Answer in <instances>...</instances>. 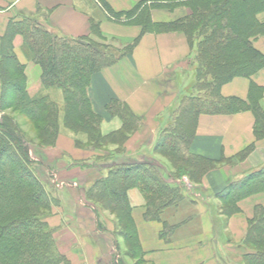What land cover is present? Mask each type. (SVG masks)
Returning <instances> with one entry per match:
<instances>
[{"label":"trees","instance_id":"trees-1","mask_svg":"<svg viewBox=\"0 0 264 264\" xmlns=\"http://www.w3.org/2000/svg\"><path fill=\"white\" fill-rule=\"evenodd\" d=\"M179 2L186 6L189 15L169 23L155 24L151 20L150 8H139L124 14H113V18H136L142 27L141 36L148 32H180L188 39L191 60L194 63V82L183 92L171 113L169 125L162 131L155 153L168 162L173 172L168 174L165 167L154 165L156 159L131 161L122 159L112 162L108 177L98 180L87 192L88 200L101 205L105 211L117 213V220L127 222V233L123 238L134 248L133 256L138 261L139 241L133 220V210L128 199L131 189H138L146 200L145 219L164 224L163 235H172L180 225L170 226L163 222L162 215L171 209L179 210L183 201V187L176 181L187 177L199 184L214 163L191 153L196 125L203 114H233L249 109L236 99H225L221 88L234 78H251L264 68V55L253 44L255 38L264 35V24L258 16L264 13V0H158L154 2ZM16 36L24 39L23 50L30 61L42 69L44 90H58L63 95V109L67 121H76L84 130L73 132L77 146L85 144L78 138L79 133L87 137L97 150L106 151L109 159L124 150L128 141L122 134L134 133L141 125V119L118 100H112L106 107L107 115L121 121L117 133L102 132L104 117L93 110L89 88L95 75L130 56L139 39L125 44L118 50L113 42L107 44L99 25L93 22L92 36L84 40L61 38L46 29L37 19L25 17L9 25L2 39L3 59L0 60V82L4 93L12 88L13 100L7 104L5 97L0 101V264H73L60 251L55 230L48 224L56 198L52 196L49 183H44L32 166H44L31 156L32 143L21 133L16 118L7 116L6 110L17 108L33 123L45 124L38 138L39 147H55L59 138L57 104L47 95L30 98L26 91L25 66L21 64L11 43ZM101 41V40H100ZM117 49V50H116ZM116 52V53H115ZM9 59L7 62L5 59ZM19 77L14 80V75ZM9 103V102H8ZM258 105H252L257 119L256 132L264 126V114ZM2 113V115H1ZM56 133L51 134L49 125ZM82 129V128H81ZM108 145L115 147L108 149ZM99 158L91 160L97 161ZM121 159V158H120ZM92 161V162H93ZM85 163L90 168L94 162ZM84 164V163H83ZM54 170L49 168L48 173ZM256 183L236 190L235 199L264 193V171ZM55 181V180H54ZM235 200V201H236ZM107 207V208H106ZM228 206L225 207L227 214ZM174 212V211H171ZM121 215V216H120ZM116 231L120 225L115 224ZM115 231V233H116ZM116 236L118 237L117 233ZM248 243L258 249L250 264H264V211L259 209ZM250 260V257L247 259ZM142 262V261H141Z\"/></svg>","mask_w":264,"mask_h":264},{"label":"crops","instance_id":"crops-1","mask_svg":"<svg viewBox=\"0 0 264 264\" xmlns=\"http://www.w3.org/2000/svg\"><path fill=\"white\" fill-rule=\"evenodd\" d=\"M157 3L167 6L169 2L0 0V60L2 39L9 25L25 17L37 19L54 35L71 40L91 37L93 22L99 25L102 35L107 39L130 43L140 38L130 56L93 77L89 98L93 110L104 117L102 131L105 134L121 128V121L110 118L106 112L112 100L125 103L141 119L140 127L128 139L124 150L116 153L119 158L131 161L156 159L154 165L165 167V171L170 174L172 168L155 153V147L162 131L169 125L171 113L181 93L187 90L184 88L181 92L180 87H177L173 91V79H176L177 72L194 70V66L191 67V45L180 32H148L141 36L142 27L134 22L135 17L122 16L115 19L112 16L127 14L141 5L137 13L150 7L151 20L155 24L173 22L190 13L183 6L180 9L182 16L173 19L169 16L173 13L171 7L151 8ZM161 13H165L164 18L159 17ZM259 20L264 23V14L259 16ZM253 44L264 55V36L256 38ZM23 46L24 39L21 36H16L11 43L12 52L25 66L29 97L48 95L50 91L44 90L42 86L41 67L27 58ZM220 92L223 98L239 100L250 108L233 114H203L199 117L190 150L194 156L205 158L213 162L214 166L199 184L191 182L187 177L169 180L171 184L178 183L183 187L184 198L179 210L166 211L162 220L170 226L180 225V228L172 235H163L162 222H149L145 219L147 208L142 193L138 189L128 192L139 241V259L142 262L138 261L141 264H246L252 262L253 255L263 250V247L256 249L253 244H249L248 238H251L257 210L264 211V193L247 195L238 201L233 193L254 185L257 176L264 171V126H260L263 134L258 136L257 119L252 110L253 104L258 105L255 107H259L264 114V68L251 78H234L223 85ZM113 148L111 153H115L116 148ZM53 151L67 164L61 170H54L56 180L60 174L63 182L61 186L67 185L76 192L83 191L88 183L87 178L84 173L73 176L71 164L74 160H80L81 153L86 154L89 150L79 149L73 141L59 136ZM102 155L91 153L89 160ZM70 157L74 160H70ZM91 170L93 174L98 173L95 168ZM226 206L229 207L228 212H234L227 214ZM87 207L91 209L89 205ZM77 220L84 226H95L90 216H80ZM49 224L52 229H57L61 227L62 221L49 220ZM114 229L104 235L111 237H106L109 240L108 248H112L113 254L120 255L122 247L118 237L113 234ZM77 248L87 259L81 264H99L93 257L88 260L87 255L93 254L88 248L79 245ZM249 257L250 260H247ZM120 259L123 258L120 256ZM123 263L129 264L125 261ZM104 264L113 263L108 261Z\"/></svg>","mask_w":264,"mask_h":264},{"label":"rangeland","instance_id":"rangeland-1","mask_svg":"<svg viewBox=\"0 0 264 264\" xmlns=\"http://www.w3.org/2000/svg\"><path fill=\"white\" fill-rule=\"evenodd\" d=\"M158 1V0H153ZM168 9H172V15H169L170 17L178 18L182 16L181 8L184 6L182 3L179 2H169L168 3ZM165 4L157 3L151 6V8L157 7L158 9H165L167 7ZM186 7V6H184ZM150 8V7H149ZM187 8V7H186ZM188 9V8H187ZM175 10H178L177 12H174ZM180 10V11H179ZM264 13H261L259 16H261ZM167 15V16H168ZM258 16V20H259ZM159 17L164 18L165 13L159 14ZM261 22V21H260ZM263 23V22H262ZM264 24V23H263ZM264 35L258 36L263 37ZM256 39V38H255ZM254 39V40H255ZM14 40V39H13ZM12 40V42H13ZM101 40V41H100ZM115 39L110 40H103L99 39L98 42L105 41L107 44H110ZM128 42L124 41H118L113 42V44L118 46V50L121 49L125 44ZM255 47V46H254ZM117 50V49H116ZM2 51V50H1ZM116 53V52H115ZM1 59H3V51L1 55ZM7 62H9V59H5ZM19 61V60H18ZM194 66V63H191V67ZM14 80L17 81L19 79L18 76L14 73ZM174 78V75H173ZM173 91L177 89V87H180L181 92L183 89H188L190 85L194 82V74L192 72H186V71H180L177 72L176 79H173ZM189 90V89H188ZM50 91L47 95L49 100L54 101L57 104L58 109V116H57V125H58V134L59 136L64 137L65 139H68L69 141H73L75 144L77 143V137L73 134V132H76V130H79V132L84 130L83 126H80L77 124L76 121H67L65 111L62 108L63 107V95L61 91L58 90H47ZM185 92V91H184ZM183 93V92H182ZM181 93V97L182 94ZM14 91L12 88L9 89L8 93H4L3 84L0 82V101L2 98L5 97V101L7 103H4L5 105H9L11 107V102L13 100ZM45 96V95H44ZM40 97H43L42 95ZM39 98V97H38ZM34 99V98H33ZM9 102V103H8ZM179 104V103H178ZM177 104V105H178ZM6 115L11 116L17 119L20 125V130L25 137L32 143L31 148V156L35 160H39L44 164V166H32V170L37 172L38 176L43 179L42 181L44 183H49L50 186L53 188L51 189L52 196H54L57 200L56 203H54V206L52 208L51 215L48 216V224L49 220L51 221H62L61 227L54 229L55 235L57 237V241L60 244V251L64 253L68 258H70L73 261V264H81L84 263V261H87L85 256L79 252L80 248H77L78 245L80 247H83L84 249L88 248L89 252L93 254L87 255L88 260L89 257H93L94 261H98L99 264H104L109 262H112L113 264H124L123 261L129 263V264H141L139 261H137L134 256V248L132 245L128 244L127 241L124 240L123 234L127 233V222L125 220H117L118 214L111 212V211H105L104 207H101V205H97L90 200H88L87 192L89 189L94 185V183L98 180H102V178L108 177L109 169L112 166V162L116 160V162H121L122 159L119 158L117 155H113L111 159L108 157L107 152L103 151H97V144H92L89 140H87V137L83 135L82 133H79L78 138H81L85 141V144H80V146H77L79 149H87L89 152L81 153L79 155L80 160L76 161L72 157H70V160L72 161V175L78 176L81 173H84L87 178L88 183L84 186V190H78L76 192L72 187L61 186L62 179L61 175H59V178L56 180L54 177V180H51L50 177L53 174H49L48 170L49 168L53 170H61L63 169L67 164L63 159H61L57 153L53 151V146L50 147H39L38 145V138L43 133V130L45 128V124H35L33 123L25 114H23L19 109L17 108H10L6 110ZM2 115V113H1ZM171 121V119H169ZM50 127V133L54 134L56 133V129L53 125H49ZM82 128V129H81ZM102 128V127H101ZM118 130H111L109 133H117ZM103 132V131H102ZM104 133V132H103ZM123 136H126L128 139L132 138L133 133L131 134H122ZM108 149H114L113 146L108 145ZM91 153H99V155L103 154L97 161L90 160L91 162H94V167L96 170H98V173H92L93 168H90L88 164L85 162L89 160V154ZM105 154V156H104ZM92 162V163H93ZM84 163V164H83ZM107 175V176H106ZM65 176V175H64ZM89 205L91 209L87 207ZM107 208V207H106ZM90 216V218L93 219V224L95 223V226H84L83 219H81V223L77 220L80 216L82 218H86V216ZM121 216V215H120ZM89 222L88 224H90ZM115 224H119L120 228L118 231H116ZM81 225V228H80ZM50 226V224H49ZM51 227V226H50ZM114 229L118 235L119 243L122 247L120 255L113 254L112 248H108L107 241H109L104 234L108 232V230ZM115 232L113 234L116 235ZM111 239V237H110ZM111 243V240H110ZM86 246V247H85ZM111 250V252L109 251ZM121 258L123 259H120ZM123 260V261H122ZM246 264H250L249 262Z\"/></svg>","mask_w":264,"mask_h":264}]
</instances>
